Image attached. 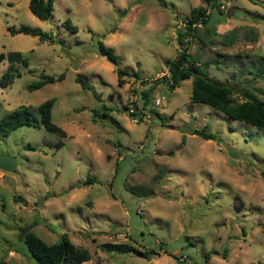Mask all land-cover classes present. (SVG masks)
Masks as SVG:
<instances>
[{
  "label": "rangeland",
  "instance_id": "374dc122",
  "mask_svg": "<svg viewBox=\"0 0 264 264\" xmlns=\"http://www.w3.org/2000/svg\"><path fill=\"white\" fill-rule=\"evenodd\" d=\"M228 1L227 17L203 0H53L42 20L29 0H0V53L19 51L28 61L0 85V119L20 105L38 115L52 99V121L65 131L20 126L0 137V153L17 162L12 172L0 169V261L36 264L24 242L30 230L46 243L66 234L101 264H264V131L191 102V79L172 91L157 81L180 50L185 17L202 6L209 33L197 24L182 37L188 51L237 100L244 89L264 90V0ZM22 24L52 39L10 31ZM236 26L232 46L210 44ZM98 41L127 71L122 84L97 54ZM8 65L6 56L0 77ZM42 75L62 79L31 90ZM204 128L212 139L193 133ZM106 243H130L145 255L108 251Z\"/></svg>",
  "mask_w": 264,
  "mask_h": 264
},
{
  "label": "trees",
  "instance_id": "16d2710c",
  "mask_svg": "<svg viewBox=\"0 0 264 264\" xmlns=\"http://www.w3.org/2000/svg\"><path fill=\"white\" fill-rule=\"evenodd\" d=\"M203 1L207 8H216L220 3V0ZM206 7L204 8L202 6H198L192 8L190 15L185 17V21H183L184 26L182 27V30L178 31L177 35L180 50L173 58L168 60L167 75H162L157 81H163L168 89L172 91L178 87L182 81L191 79V102L206 103L231 118L243 121L259 130L264 131V100H260L255 95L256 92L264 96V90L255 88L252 92L249 89H244L241 92L243 100H237L233 95L234 90L231 86L224 82L217 81L207 75L203 68L205 69L208 66V63L205 62L202 64L197 57L193 56L188 51V46L182 40V37L185 35L192 36L197 28L196 25L199 23L204 28V33L206 35L209 33V29L206 27L209 18ZM29 8L38 18L46 20L52 16L53 0H29ZM240 28L241 27L236 26L229 29L223 34L221 39L210 38L209 42L210 44L232 46L240 36ZM10 31L12 33H24L32 36H39L42 41L52 39L51 34L48 32L25 24L20 25L18 28L10 29ZM250 34L247 35L250 40H252L256 33L254 34L252 31ZM97 54L104 56L109 62L116 66L118 82L119 84H122V76L128 73L126 70L119 67L117 55L101 41H98ZM6 56L9 61V65L0 77L1 86L10 84L13 79L20 74L15 66L17 62H21L24 66L28 64L27 59L23 57L19 51H11L6 55L1 52L0 61H3ZM259 58L264 60L263 56H260ZM60 79H62V75H59L57 78L51 75H42L38 81L31 83L28 87L33 90ZM76 80L80 82L83 88L87 87L86 81L81 76H77ZM150 89L151 88H147L141 92L144 99V105H147V96ZM52 105V99L42 102L38 105V115L25 105H20L19 107L7 112L0 119V137L8 136L13 130L20 126L40 125L48 132L55 133L61 137L65 136V131L52 121ZM155 114L159 118L163 119L158 112ZM130 115L135 114L130 113ZM193 133L201 135L204 139H212L214 137V134L208 133L205 128L194 129ZM62 144V141H59L56 147L59 148ZM25 148L33 147L30 144H27ZM87 180V183H91L93 181L90 177ZM24 242L36 264H78L91 258V253L86 247L74 244L66 234L58 242L46 243L33 231L26 230L24 231ZM103 247L108 251L121 253L133 252L135 254L145 255V253L130 243H106ZM205 257L209 258L208 255ZM0 264L4 263L0 261Z\"/></svg>",
  "mask_w": 264,
  "mask_h": 264
},
{
  "label": "water",
  "instance_id": "95a60500",
  "mask_svg": "<svg viewBox=\"0 0 264 264\" xmlns=\"http://www.w3.org/2000/svg\"><path fill=\"white\" fill-rule=\"evenodd\" d=\"M232 7L227 9V17L231 15ZM17 166L16 159L10 155L0 153V169L7 172H12Z\"/></svg>",
  "mask_w": 264,
  "mask_h": 264
},
{
  "label": "built area",
  "instance_id": "2783aa9c",
  "mask_svg": "<svg viewBox=\"0 0 264 264\" xmlns=\"http://www.w3.org/2000/svg\"><path fill=\"white\" fill-rule=\"evenodd\" d=\"M229 6H230V2L228 0H221L219 5H218V9L221 10V11H225V10H227L229 8ZM155 104L160 106L161 105L160 100L156 99L155 100ZM129 111H130V113H134L132 108L129 109ZM133 121L137 122L138 121L137 117H134Z\"/></svg>",
  "mask_w": 264,
  "mask_h": 264
},
{
  "label": "crops",
  "instance_id": "0c3cea01",
  "mask_svg": "<svg viewBox=\"0 0 264 264\" xmlns=\"http://www.w3.org/2000/svg\"><path fill=\"white\" fill-rule=\"evenodd\" d=\"M101 259L99 260L97 257H95L94 253H91V258L89 260L82 261L78 264H101Z\"/></svg>",
  "mask_w": 264,
  "mask_h": 264
}]
</instances>
